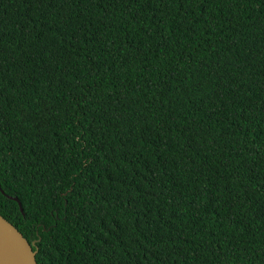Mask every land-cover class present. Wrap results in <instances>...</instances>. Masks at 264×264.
<instances>
[{"label":"trees","instance_id":"obj_1","mask_svg":"<svg viewBox=\"0 0 264 264\" xmlns=\"http://www.w3.org/2000/svg\"><path fill=\"white\" fill-rule=\"evenodd\" d=\"M0 188L37 264H264V0H0Z\"/></svg>","mask_w":264,"mask_h":264},{"label":"water","instance_id":"obj_2","mask_svg":"<svg viewBox=\"0 0 264 264\" xmlns=\"http://www.w3.org/2000/svg\"><path fill=\"white\" fill-rule=\"evenodd\" d=\"M0 191L2 192L1 188ZM8 198L15 200L22 212L18 199L9 196ZM36 252V241L29 243L10 222L0 215V264H37Z\"/></svg>","mask_w":264,"mask_h":264}]
</instances>
